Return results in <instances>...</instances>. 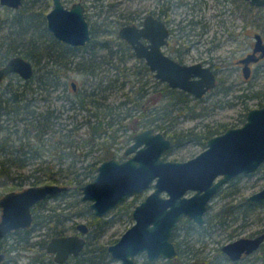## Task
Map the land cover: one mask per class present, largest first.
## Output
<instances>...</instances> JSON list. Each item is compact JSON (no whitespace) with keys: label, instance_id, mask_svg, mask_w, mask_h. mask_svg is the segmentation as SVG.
I'll use <instances>...</instances> for the list:
<instances>
[{"label":"water","instance_id":"water-1","mask_svg":"<svg viewBox=\"0 0 264 264\" xmlns=\"http://www.w3.org/2000/svg\"><path fill=\"white\" fill-rule=\"evenodd\" d=\"M262 6L264 0H248ZM23 0H0V4L14 8ZM49 11L48 26L59 40L82 46L92 39L91 26L85 6L76 2L68 8L62 0H54ZM143 25L124 24L120 36L133 47L135 54L145 59L159 80L172 87L184 89L202 98L218 85L217 73L211 65L201 62L184 63L164 52L171 30L162 18L150 13ZM254 50L241 58L244 76L249 78L251 63L264 58V37L260 32ZM148 42H145V40ZM16 73L29 80L35 73L31 59L18 54L8 58L0 67V82ZM134 141L125 149L126 159L109 157L99 165L96 177L81 187L82 200L89 202L96 216H104L123 201L143 191H152L133 209L134 223L122 237L108 246L112 258L122 264H138L137 256L146 254L151 261L168 260L177 256V245L172 237L183 218L205 224L211 199L220 188L238 174L253 172L264 163V105L248 111L244 125L228 127L206 142V148L190 159L169 160L164 154L172 149L173 139L153 127L134 135ZM70 185L46 182L10 190L0 197V239L16 229L34 223V206L47 198L68 191ZM193 191L192 194H189ZM248 200L264 201V186L250 194ZM78 233L54 236L47 251L55 253V260L66 261L71 254L79 255L88 240L90 230L84 221L78 223ZM264 242V232L256 236H241L223 245L231 259L258 250ZM7 254L0 251V264Z\"/></svg>","mask_w":264,"mask_h":264},{"label":"rangeland","instance_id":"rangeland-1","mask_svg":"<svg viewBox=\"0 0 264 264\" xmlns=\"http://www.w3.org/2000/svg\"><path fill=\"white\" fill-rule=\"evenodd\" d=\"M73 1L75 0H65L69 6L72 5ZM86 2L91 5L88 10L92 18L91 21H95L97 25L101 24L102 28L103 26L106 28L111 20L124 22L125 17L130 15H138L143 18L150 13L161 15L164 20L169 22L171 30L170 40L172 41V46L166 49L167 52H171L177 58H183L187 63L203 61L207 65L215 67L218 73V85L203 98L192 95L185 104L175 107L173 105L169 106L172 109L171 115L169 118L159 121L164 124V128L159 131L172 136L174 133L179 135L183 131L203 132L207 127H211L220 129V133H223L228 127L244 125L248 111L264 105V59L253 65L254 71L249 78L244 76L242 67L237 63L239 58L253 51L256 31L261 32L264 37V16L260 13L262 10L260 11L254 6L252 8L251 6L248 7L243 1L235 0H97L99 2L98 7L94 6V0H86ZM40 5L46 7V11H48L52 7V0L42 2ZM102 9L101 13L100 10ZM14 13H16V10L0 7L1 21L11 18V16L13 17ZM118 21H113L109 27L113 30L119 23ZM8 24L9 22H6L5 26L0 30V44L7 35L11 34L13 28L9 27ZM110 31L105 32L106 36L103 35V38L111 39L110 44L113 46L114 51H118L119 56L115 54L112 58L109 54V48H94L95 54L99 55V63L101 62L100 64L103 65V69L99 70L100 73L88 75L78 71L73 66L67 72L68 78L70 81H73V79L77 80L80 88L85 86L90 88L91 85L94 86L99 81L102 82L101 78H103L104 84L108 83L111 85L113 79L119 77V81L107 90L110 96L108 101L114 105L122 100L126 101L127 103L123 104L124 111L135 107L134 102H132V98L135 97L132 89L138 88L142 82L148 80L147 89H149V93L144 105L148 108L158 107L160 113L164 112L161 106L166 104V101L160 95L153 93L156 87L165 85L164 82L158 85L159 80L151 71L149 72L151 75L135 72L143 65V61L137 56H130L129 54L123 56V59L120 56L122 51H120L121 46L118 44L119 38L115 32ZM29 35L26 37L28 38ZM12 42L14 41H7L5 47ZM16 43L14 42V44ZM176 49H179V51H176ZM83 53H86L85 49L80 50V54ZM108 58H112L115 65L107 62ZM125 69L129 72L127 78L119 75ZM124 80L125 84L122 85ZM4 81L8 83L9 78H5ZM70 92L71 89H64V87L53 91L51 98L54 101H52V104L63 107L64 102H67L65 97ZM42 97L40 96V98ZM41 102L46 101L42 98ZM69 112L73 114L78 111L67 110V113ZM132 112L136 117L141 110L139 108L137 110L135 107ZM66 114L63 117L64 123L67 122L72 125L74 123L73 119L70 117L66 119ZM88 116L86 110L79 111L77 120L86 123ZM124 124L118 130V141L113 144L119 157L124 156L125 148L129 145L126 144V139L134 131L133 127L137 125L136 121L130 118L126 119ZM87 125L88 123L82 125L81 131H85ZM118 126L119 124L115 125V127ZM139 127L138 131L150 126ZM176 139L178 142H175L172 149L166 152L165 159L184 161L195 157L207 147L206 143L202 144L195 139L193 141H185V137H182V135H179ZM101 148L99 144L92 150H90L89 146L83 151L78 150V153H81L77 159L80 172L84 171L82 166L87 164L89 160L98 158L102 153ZM25 171L29 172L30 168H26ZM59 183L66 184L65 180ZM29 185L33 184L29 182L25 184V186ZM263 186L264 163L258 170L249 172V174H238V176L224 184L218 194L212 199L206 218L210 217L213 219H209L207 227L191 229L187 227L188 224L186 225L187 228L183 225V228L177 232L176 240L178 239L182 242L184 248L190 247L194 251L191 254L197 255L196 257L198 258L208 255L215 261H221L223 255H220L219 251L224 244L241 236L252 237L264 230V201L249 212L243 208L244 206H241L248 201L247 197L250 194L261 190ZM152 189L143 191L142 194L132 195L125 203L134 204L133 210L151 193ZM192 193L193 191L189 192V194ZM69 199L73 201L74 196ZM50 202L53 204L57 203L53 198H50ZM232 205L239 206L237 212L224 214L221 220L215 216L223 207ZM219 216L222 217V215ZM74 217V219H69L59 224L58 228L65 227V233H75L77 229L72 227L74 223L78 224L84 221L90 226L91 221L94 219L92 210ZM105 218L110 223L105 231L102 232L100 242L107 244L119 240L123 233L132 227L134 223V218H131L130 214L125 212L124 207L113 209ZM210 220L214 222H210ZM90 227L91 236L94 238L100 230H98L97 225H91ZM46 231L47 229L45 228L37 229L35 232L36 237H33V240L38 241V239H41ZM12 243H15L13 236L0 239V251H5L6 247ZM39 248L40 245L38 244L34 247L28 246L27 248L13 251L7 255V264H31L34 259L33 256L44 252L43 249L39 250ZM259 254L260 251H257L252 256L245 257L240 264H262L261 260L257 259ZM136 260L138 264H165L164 259L149 261L145 254L138 255ZM115 263H117V260L111 264ZM221 264L235 263L224 260Z\"/></svg>","mask_w":264,"mask_h":264},{"label":"trees","instance_id":"trees-1","mask_svg":"<svg viewBox=\"0 0 264 264\" xmlns=\"http://www.w3.org/2000/svg\"><path fill=\"white\" fill-rule=\"evenodd\" d=\"M37 2L41 4L46 0H25V6L16 10L13 17L6 18L4 21H1L0 17V30L6 22H9L8 26L13 28L11 34L7 35L0 44V67L11 56L21 54L25 58L31 59L37 69L35 75L29 80L23 79L20 74L11 73L7 77L9 78L8 83H5L4 79L0 82V197L7 191L24 189L28 182L35 185L46 182L59 183L65 180L66 185L68 183L70 188L68 191L52 197L57 203L53 204L50 202V198H47L34 206V225L31 228L17 230L16 234L19 235H11L15 243L6 247L4 252L7 254L35 244L31 238L37 229L43 228L47 229L46 236L38 242H40L42 249L46 248L49 237L66 232L65 227L58 228L59 224L74 219V216L90 212V206L82 200L81 187L96 177L99 165L105 158L115 155L112 147L114 142L118 141V130L122 125H125L126 119L130 118L137 123L133 127L134 131L126 139V144H129L134 133L140 129L139 126L154 125L153 127L157 130L164 128V124L159 121L169 118L172 112L169 106L175 107L185 104L192 96L185 90L173 88L169 84L156 87L153 93L160 95L166 101V104L161 106L164 112L160 113L158 107L148 108L144 105L149 93V89H147L148 80H146L138 88L132 89L135 96L132 98V102H134L137 110L138 108L141 110L139 115L135 117L132 112L135 107L124 111L123 104L127 103L126 101L122 100L115 105L108 101L110 96L107 90L119 81V77L113 79L111 85L104 84L103 78H101L103 83L99 81L98 84L91 85L90 88L85 86L78 91L71 89L68 86L70 79L67 72L73 66L82 73L97 75L100 73L99 70L103 69V65L100 64L101 62L99 63V55L95 54V47L86 48V53L80 54V50L67 45L62 40L59 41L53 36L46 25V10L43 11L42 9L37 12L35 5ZM250 6L252 8V5ZM41 7L44 8L43 5ZM262 11L260 13L264 16V10ZM133 19L134 16L130 15L125 17L124 22L111 20L110 24L107 25L108 28L106 27V32L111 30L110 32L117 34L118 44L121 46L120 51H122L120 56L123 59V56L127 54L130 56L135 54L131 45L120 36L119 28ZM113 21L119 23L112 30L109 26L112 25ZM28 34L30 35L27 38ZM11 40L17 43H8L5 47L7 41ZM110 40L107 39V45L104 47L110 49L109 54L112 58L115 54L119 56L118 51L113 50ZM112 58H108L107 62L115 65ZM73 63L74 65L71 67ZM149 70V66L143 64L135 72L151 75ZM125 71L126 69L119 75L127 78L129 72ZM161 82L159 80L157 84L159 85ZM124 84L125 80L122 82V85ZM61 87L71 89L69 95L65 97L67 102H64L63 107L52 104L54 100L51 98L52 92ZM40 96H43L42 98L46 102H41ZM67 110L78 112L72 114L71 112L67 113ZM85 110L89 115L86 121L88 125L85 131H81L82 125L86 123L80 122L77 117L79 111ZM158 112L159 114H157ZM65 114L66 119L68 117L73 119L72 125L67 122L64 123ZM116 124L119 126L115 127ZM220 132V129L207 127L203 132L183 131L179 135L185 137V141L195 139L205 144L209 138ZM179 135L174 133L171 137H174L175 142H178L176 138ZM99 144L102 147V153L97 159L89 160L87 164H84L82 166L84 171L80 172L77 159L81 153H78V150L83 151L88 146L92 150ZM26 168H30V171H25ZM71 196H74L73 201L69 199ZM261 203L248 200L241 206H244L243 208L249 212ZM133 206L134 204L126 203L122 206L131 218ZM238 209L239 206L237 205L225 206L215 216L221 220L224 214L237 212ZM1 213L0 208V217ZM93 216L94 219L90 226L97 225L100 231L96 233L94 238L91 236L92 231L90 232L88 242L76 260L79 261V264H111L116 259L111 256L109 244L100 242L102 232L105 231L110 221L102 216L98 217L94 214ZM209 219L213 218L208 217L207 223L201 226L187 218L181 222L179 229L183 228V225L186 227L187 224V227L191 229H202L207 227ZM210 222L214 221L210 220ZM177 232L175 237L178 235ZM11 236L7 235L6 237ZM176 244L179 247L178 256L174 259L168 258L165 260V264H211L209 263L210 260L200 257L198 259L195 254L191 256L186 254L187 249L178 239ZM188 248L190 249V247ZM259 251L260 254L257 259H260L264 264V243ZM219 253L223 255L221 261L227 260V255L222 250ZM115 264L121 263L117 261Z\"/></svg>","mask_w":264,"mask_h":264},{"label":"flooded vegetation","instance_id":"flooded-vegetation-1","mask_svg":"<svg viewBox=\"0 0 264 264\" xmlns=\"http://www.w3.org/2000/svg\"><path fill=\"white\" fill-rule=\"evenodd\" d=\"M47 1V0H46ZM95 1V4H94V6H96V7H98L99 6V2H97V0H94ZM235 1H243L244 2V4L245 5H248V7L250 6V5H252V6H254L255 8H257L258 10L259 9H262V10H264V5H262V6H259V5H254V4H251L248 0H235ZM62 2L63 3H65V5L68 7V8H70V7H72L76 2H81V3H83L84 4V6H85V13H86V15H87V19H88V21H89V24H90V26H91V34H92V39L89 41V42H87L86 44H83L82 46H75V45H70V44H68V43H66L65 41H63V42H65L67 45H69V46H73V47H75V48H77L78 50H82V49H86V48H93V47H95V48H104V46L105 45H107L106 43H107V39L104 37L103 38V35L104 36H106V34H105V32H106V28L103 26V28H102V25L101 24H99V25H97V23H95V21H91V17H90V14L88 13V10H89V7H91V5H88L87 4V2H86V0H75V1H73L72 2V5H68L66 2H65V0H62ZM25 0H23V3H22V6H20L19 8H14V7H12V6H9V5H2V4H0V7L1 8H8V9H13V10H19V9H21L22 7H24L25 5ZM36 5V9H37V12L38 11H40V10H42L43 9V11H45L46 10V7H44V8H42L41 7V5L37 2V4H35ZM54 0H52V7L48 10V11H45V15L47 16V23H46V25L48 26V13H49V11L54 7ZM100 5H102V4H100ZM102 11H103V9L102 10H100V12L102 13ZM99 13V12H98ZM101 13H99V14H101ZM153 14V13H152ZM148 15V14H147ZM146 15V16H147ZM155 15V14H154ZM145 16V17H146ZM155 16H158V17H160L159 15H155ZM145 17L143 18V17H140V16H138V15H134V19L131 21V22H127V23H124V24H128V23H131V24H135V23H137V24H139V25H143L144 24V20H145ZM160 18H162V17H160ZM163 19V18H162ZM164 20V19H163ZM166 21V20H165ZM166 23L168 24V26H169V28H170V25H169V22L168 21H166ZM122 26H124V25H122ZM121 26V27H122ZM94 27H95V31H94ZM120 27V28H121ZM120 28H119V30H120ZM48 29L50 30V28H49V26H48ZM99 32V33H96V32ZM50 32L52 33V35L54 36V34H53V32L50 30ZM256 32H259V31H256ZM255 32V33H256ZM261 33V32H260ZM262 34V33H261ZM170 35H171V33H170ZM170 35H169V37H168V44L167 45H165L164 47H163V50H164V52H166L167 54H169V55H171L173 58H175L177 61H180V62H184V63H187L183 58H181V57H179V58H177L176 56H173L172 55V53L171 52H167V50L166 49H168V48H170L171 46H172V41L170 40ZM56 37V36H55ZM57 38V37H56ZM58 39V38H57ZM59 40V39H58ZM126 40V39H125ZM59 41H61V40H59ZM127 41V40H126ZM128 42V41H127ZM145 42H148V40L146 39L145 40ZM129 43V42H128ZM255 43V42H254ZM130 44V43H129ZM131 45V44H130ZM131 47H132V45H131ZM254 47V46H253ZM132 50H133V47H132ZM253 50H254V48H253ZM134 51V50H133ZM176 51H179V49H176ZM252 52V51H251ZM249 53V52H248ZM247 53V54H248ZM134 54H135V52H134ZM247 54H245V55H247ZM244 55V56H245ZM135 56H137L140 60H142L143 61V64L144 65H148L149 66V64H147L146 63V61H145V59H143V58H140L137 54H135ZM241 58H243V57H241ZM241 58H239V60L237 61V63L239 64V66L240 67H242V70H243V68H244V63L243 62H241ZM264 58H262V59H260L259 61H254L253 63H251V67H252V69H253V65L255 64V63H257V62H260L261 60H263ZM190 63H192V62H190ZM205 63V62H204ZM33 64H34V62H33ZM206 64V63H205ZM72 65L73 64H71V67H72ZM212 67L214 68V71H216L215 70V67L212 65ZM149 68H150V66H149ZM34 69H35V73H36V66H35V64H34ZM149 71H151L153 74H154V72L152 71V69L150 68V70ZM244 71V70H243ZM253 71H254V69H253ZM35 73H34V75H35ZM216 73H217V71H216ZM218 74V73H217ZM33 75V76H34ZM155 75V74H154ZM217 78H218V76H217ZM160 80V79H159ZM162 81V80H161ZM162 82H164V84H167L165 81H162ZM68 86H70L71 87V89H73V90H75V91H78L79 89H80V87H79V84H78V82H77V80H75V79H73V81H70L69 80V84H68ZM170 86V85H169ZM172 87V86H171ZM68 88V87H67ZM173 88H175V87H173ZM69 89V88H68ZM179 89V88H178ZM182 89V88H181ZM180 89V90H181ZM184 90V89H183ZM212 90V89H211ZM186 91V90H185ZM210 91V90H209ZM208 91V92H209ZM186 92H188V91H186ZM208 92H206V94L208 93ZM107 93V92H106ZM189 94H191V95H195V94H193V93H190V92H188ZM205 94V95H206ZM205 95H203L202 96V98L205 96ZM150 127H153V126H150ZM150 127H148V128H150ZM154 128V127H153ZM145 129H147V128H144V129H141V130H145ZM156 129V128H155ZM157 130V129H156ZM159 131V130H158ZM138 132H140V131H137V132H135L134 133V135L136 134V133H138ZM134 135L132 136V140L130 141V143H129V145L134 141ZM166 135V134H165ZM167 137H169V138H171V139H173V145L175 144V140H174V137H171V136H168V135H166ZM128 145V146H129ZM127 146V147H128ZM126 147V148H127ZM125 148V149H126ZM115 149L116 148H114L113 147V151H115ZM171 150V149H170ZM126 151V150H125ZM125 151H124V156L122 157V156H118L117 155V151H115V155H113V156H109V157H116V158H121V159H126V158H128V157H130V155H126L125 154ZM169 151V150H168ZM166 154V153H165ZM165 154H164V156H165ZM105 159H109V158H105ZM104 159V160H105ZM164 159H165V157H164ZM98 173V172H97ZM216 196V195H215ZM214 196V197H215ZM213 197V198H214ZM52 198V197H51ZM212 198V199H213ZM211 199V200H212ZM86 202V201H85ZM125 202H126V200L125 201H123L122 202V204L120 205V206H118L119 208L121 207L122 208V206L123 205H125ZM88 203V205H89V202H87ZM211 204V203H210ZM209 208H210V205H209ZM209 208H208V210H209ZM90 210H92L91 208H90ZM113 210V209H112ZM93 211V210H92ZM33 213H34V209H33ZM110 213V212H109ZM108 213V214H109ZM132 213H133V211H132ZM131 213V214H132ZM208 213V212H207ZM207 213H206V215H205V224L207 223V221H206V216H207ZM93 214L95 215V213H94V211H93ZM108 214H106V215H108ZM106 215H104V216H102L103 218H105L106 217ZM96 216V215H95ZM99 217V216H98ZM132 218H134V216H133V214H132ZM187 218H189V217H187ZM187 218H183L181 221H180V223L183 221V220H185V219H187ZM191 219V218H190ZM191 220H193V219H191ZM34 222H35V220H34ZM193 222H195L194 220H193ZM197 225L199 224V223H197V222H195ZM88 224V223H87ZM182 224V223H181ZM181 224H180V226H181ZM205 224H203V225H201V224H199V225H201V226H204ZM34 225V223L30 226V227H27V228H31L32 226ZM77 223H74V228L75 229H77V231L75 232V233H78L79 232V229L77 228ZM179 226V227H180ZM88 227H90L89 226V224H88ZM179 227L177 228V230L179 229ZM27 228H20V229H16V230H14L13 232H11V233H9L8 235H19V234H16L17 232V230H21V229H27ZM177 230L175 231V233H174V235H173V237H172V240H173V242L176 244V232H177ZM36 232V231H35ZM35 232H34V234H33V237H36V235H35ZM90 232H91V227H90V230H89V232L87 233V235H85V237L87 238V240H88V236H89V234H90ZM264 232V230L263 231H260L259 233H257V234H255V235H253V236H256V235H259V234H262ZM64 234H68V233H63V234H59V235H64ZM59 235H56V236H59ZM7 236V235H6ZM44 236H46V232H44V234H43V237L42 238H45ZM33 237L31 238V241H35L34 243L35 244H33V245H31L30 247H34L35 245H40V248H39V250L40 249H42V247H41V244H40V242H38V241H36V240H33ZM52 237H54V236H52ZM52 237H49V241H50V239L52 238ZM5 238V237H4ZM41 238V239H42ZM38 240H40V239H38ZM49 241H48V243H49ZM38 242V243H37ZM48 243H47V245H46V248H44L43 250H44V252H46V254H43L44 252H40L39 254H36L35 256H33V261H31V264H79V261L78 260H76V257H78L79 255H74V254H71V256L66 260V261H64V262H58V261H56L55 260V253H52V252H49V251H47V246H48ZM264 243V242H263ZM112 244V243H111ZM110 245V244H109ZM108 245V246H109ZM177 245V249L179 250V247H178V244H176ZM262 246V245H261ZM223 247V246H222ZM221 247V249L220 250H222V252L223 253H225L224 252V250H223V248ZM85 248V247H84ZM261 248V247H260ZM259 248V249H260ZM259 249L258 250H256V251H254L253 253H251V254H243L242 255V257L240 258V259H236V260H234V259H231L230 257H229V255L227 254V253H225L226 255H227V260L228 261H231V262H233V263H235V264H240V262L245 258V257H247V256H252L253 254H255V252H257V251H259ZM4 252V251H3ZM191 252L193 253L194 251H192L191 249H189V248H187V250H186V254L188 253V254H190V256L192 255L191 254ZM7 254V253H6ZM8 255V254H7ZM146 255V254H145ZM221 255V254H220ZM177 256H178V253H177ZM176 256V257H177ZM197 256V255H196ZM148 257V256H147ZM176 257H174V258H176ZM220 257V256H219ZM8 258V257H7ZM174 258H172V259H174ZM198 258V257H197ZM200 258H205V259H207V260H210V262L209 263H211V264H221V263H219V261L220 260H218V261H215L214 259H211L210 258V256H208V255H203V256H200ZM149 259V258H148ZM199 259V258H198ZM150 260V259H149ZM158 260V259H157ZM156 260V261H157ZM193 260V259H192ZM118 261V260H117ZM151 261V260H150ZM211 261H214V262H211ZM118 262H120V261H118ZM221 262H224V261H221ZM121 263V262H120ZM4 264H7V259H6V261L4 262ZM122 264V263H121ZM207 264V263H206Z\"/></svg>","mask_w":264,"mask_h":264}]
</instances>
